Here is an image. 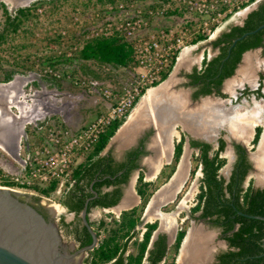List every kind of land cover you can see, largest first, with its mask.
Masks as SVG:
<instances>
[{"label": "trees", "instance_id": "obj_1", "mask_svg": "<svg viewBox=\"0 0 264 264\" xmlns=\"http://www.w3.org/2000/svg\"><path fill=\"white\" fill-rule=\"evenodd\" d=\"M45 0H32L28 4L19 5L13 9L7 7L6 3L0 1V13L3 15V23L0 26V43L6 40L10 32L17 31L24 23L35 16L32 7L43 4ZM101 3H116L119 0H96ZM151 5L157 1L152 0ZM254 0H246L240 7H245ZM237 8L225 13L220 17V22L228 19ZM176 14L175 11L167 13ZM264 22V0L250 10L242 24L231 23L228 29L220 32L211 40L212 47H218V52L210 57L204 52L201 66H194L187 73L188 83L196 86L192 91V97L197 98L201 94L210 93L215 88L220 94V85L226 76L234 72L237 63L240 61L243 52L258 45L263 46L264 52V26L260 29L246 34L237 40L228 53V47L232 39L242 32L252 29ZM214 24L213 26H217ZM206 33H197L191 43L207 38ZM132 49L124 37L117 31L101 33L87 39L80 47L78 58L80 65L90 67L110 65L114 68H127ZM178 54V53H177ZM176 58L162 72L161 78L154 84H158L171 71ZM89 70H91L89 68ZM93 71V70H91ZM14 70L4 72L0 80L8 81L13 77ZM95 76H99L94 71ZM48 81L57 84L54 75H44ZM143 94V93H142ZM141 94V95H142ZM258 94L264 96V92ZM140 95V96H141ZM140 96L136 97L132 108L139 102ZM126 116L113 120L106 130L99 136L88 158L84 162H78L72 168L71 183L64 190L60 202L65 204L68 210L75 212L76 217L72 221L61 219L62 224L67 228L79 242V245L90 243L92 236L86 225L83 223L80 212L87 197L96 195L88 200L87 212L91 208L100 205L108 207L115 204L122 195V184L125 183L131 172L139 167L140 156L146 153L143 137L137 145L125 150L121 159L107 151L102 153L110 137L114 134ZM42 124L43 121H40ZM39 123V124H40ZM261 131V126L255 127L253 143H256ZM190 144L199 148L198 160L201 176L199 177V191L196 195V202L191 206V212L199 211L201 216H208L213 225L219 226L225 234L229 244L234 248L223 251L219 254V261L214 264H264V219L251 217L238 212L264 215V186L255 187L253 177L245 179L250 171L251 162L245 154L242 144L235 143L237 158L234 162L228 178L220 173V168L226 161V157L220 155L225 146L222 137L218 139V146L211 149V142L203 139L190 137ZM184 135L174 142L173 159L179 160L183 149ZM174 168L172 169V171ZM152 181L144 178L142 169L138 170L136 178V191L144 203L147 202L149 189ZM1 184L14 185L12 181H2ZM41 194L49 195L56 188V181L45 187L37 186ZM144 206V205H143ZM138 206L123 209L119 216L112 219L113 226L107 235L100 239V230L97 229L98 244L88 251L87 264H175V257L178 253L180 243L185 234V228L177 230L173 243L174 253L171 259H167L166 235L159 232L153 239L151 246H148L151 234L157 226V221H144L141 214L137 212ZM90 224L102 225L103 220L90 219ZM71 225V227H70ZM142 225L141 237H138L137 228ZM132 243L136 248L135 252H128L127 248ZM163 262L161 263V261Z\"/></svg>", "mask_w": 264, "mask_h": 264}, {"label": "rangeland", "instance_id": "obj_2", "mask_svg": "<svg viewBox=\"0 0 264 264\" xmlns=\"http://www.w3.org/2000/svg\"><path fill=\"white\" fill-rule=\"evenodd\" d=\"M4 1L8 8L13 9L18 5L28 4L32 0ZM244 1L246 0H231L229 9L237 8L234 14H238L244 8L240 7ZM152 2V0H119L116 3H101L96 0H45L43 4L32 7L35 14L32 20L24 23L17 31L10 32L6 40L0 43V78H2L4 72L14 70L13 77L10 80H0V108L1 110L3 109V115H0V184L2 181H12L14 185L7 186L51 198L52 200L50 201L57 204L54 201L59 195L56 190L60 187L64 188L68 184V180H60V184L56 183L57 189H54L49 195L41 194L38 190L28 186H21L19 180L25 175L26 159H28L32 147L40 141L45 125L59 120L63 125H67L71 129H79L107 108L108 100L103 94L98 91L90 92L86 88H83L82 85L75 83L74 80L83 77L89 80H98L103 85L115 91L119 90L122 84L128 79L130 72L127 68H114L110 65L98 66L92 63L88 68L81 66L78 58L79 49L87 39L95 36L97 33H101L105 29L104 27L107 25V22L112 23L107 30L113 31L115 26L119 24L121 16L125 11L122 8H126L128 13L134 7H139L146 12L149 7L153 6L151 5ZM120 4H122V7ZM109 5H112V7ZM149 20L152 25L163 24L179 27L180 25L188 24L191 26L189 31H194L193 34L189 33L191 39L197 33H206L209 37L215 34L218 28V26H213L214 22H210L208 19L204 20L203 18L198 20L200 22L197 21L195 25L190 23L186 24L181 18L168 15L156 16L155 18L150 17ZM2 23L3 15L0 13V26ZM200 25H204L202 29ZM207 38L199 41L202 44L206 42L208 45H211ZM189 43L191 42L187 44L189 45ZM212 51L213 49L210 48L208 52L212 53ZM195 54L193 53V55ZM181 57H183V54ZM188 59L189 61L191 60L190 58ZM200 61L201 56H198L193 63H199ZM190 62L178 71L176 82L173 85L174 92L182 90L185 87L190 89L184 73L186 68L190 66ZM48 66L61 73L59 77L55 76L57 78V84L43 78L44 75H51V73L45 70ZM89 68L93 71L89 70ZM94 71L99 76H95ZM236 88L237 86L233 88L235 94ZM13 91L15 92V95H12L14 102L18 98L23 99L21 105H25L24 115H14L12 119L5 120L6 113L13 115V113L17 112L16 105L13 103L10 104L8 101L9 94H12ZM181 94L183 95L184 93L176 94V96ZM207 98L216 97L210 96ZM223 98L226 99L224 101L226 106L234 107L231 105H237L234 108L240 113L249 111L250 108L246 107L254 105L255 103V99L253 98H240L236 101H233L230 97ZM143 99L144 96H142L134 109ZM183 99L186 100L185 96ZM205 102L213 103V100L207 99L199 103L200 106ZM199 104H196V106ZM239 104L245 105V107H241ZM194 106L192 105L191 108ZM151 113L155 115V111ZM156 119L155 117V123ZM40 121H43V123L41 124ZM184 123L188 126L187 122ZM220 127H225L224 131L228 134V127L226 128V126L221 125L217 128L221 129ZM147 128L152 129V127ZM252 130H249L246 139L249 148L252 146L248 142L252 135ZM157 131L160 133L159 130ZM174 131L172 136V150L173 144L179 139L181 131H187V129L178 123ZM21 134L22 137L19 145L18 138ZM113 146L116 147L115 145ZM251 150L253 151L254 148ZM223 155L226 157V161L220 168V171L223 175L227 176L234 154L228 148L223 151ZM147 156L159 158L160 154L154 150L153 155H146L145 158ZM145 158L141 162L144 176L146 173L148 175L151 171L145 162ZM162 165L160 171L149 178L152 183L150 185L149 193H151L148 195V199L158 187L168 180L177 162H175L171 154L168 162H164ZM136 174L137 171L133 177H136ZM200 176L201 170L198 152L196 149H190L187 173L181 186H178L177 192L175 194L172 192L165 199H161L154 208L156 211L152 210L153 212L148 211L147 213H143L147 202H139L138 206L141 217L145 220L160 217L163 223L167 215H173L175 218L172 224L173 228L187 227L189 222L187 215L190 213L191 206L196 202ZM249 177H253L254 181H256V172L251 171L246 177L245 183H247ZM117 209L118 207H95L90 211V217L93 220L101 219L104 221L102 225H96L100 229V239L105 237L109 229L113 226L112 219L116 217ZM166 228L168 229V227ZM200 229L203 230L202 228ZM127 251L135 252L136 248L130 243ZM173 253L174 248L171 244L167 258L171 259ZM83 255L85 256L86 253Z\"/></svg>", "mask_w": 264, "mask_h": 264}, {"label": "built area", "instance_id": "obj_3", "mask_svg": "<svg viewBox=\"0 0 264 264\" xmlns=\"http://www.w3.org/2000/svg\"><path fill=\"white\" fill-rule=\"evenodd\" d=\"M156 1L157 4L149 7L146 12L134 7L128 13L126 8H122L125 10L123 17L121 16L119 24L113 31L124 37L132 52L127 66L130 75L119 90L114 91L98 80H89L85 77L74 80L90 92L98 91L103 94L108 100L107 108L79 129H71L59 120L45 125L40 141L32 147L26 159L25 175L19 180L21 186L45 187L53 181L60 184V180H68L70 184L73 166L87 160L107 126L113 120L128 115L136 97L155 85L172 59L174 57L177 59L180 50L191 42L189 33L193 34L194 31H189L191 26L187 23L195 25L203 18L217 24L220 17L229 9L231 2V0ZM120 6L122 7V4ZM170 11H175L176 14L168 15ZM165 15L181 18L187 25L172 27L150 23V17ZM111 25V22H107L101 33H111L112 31L107 30ZM200 26L202 29L204 25ZM45 70L54 76L61 75L49 66Z\"/></svg>", "mask_w": 264, "mask_h": 264}, {"label": "water", "instance_id": "obj_4", "mask_svg": "<svg viewBox=\"0 0 264 264\" xmlns=\"http://www.w3.org/2000/svg\"><path fill=\"white\" fill-rule=\"evenodd\" d=\"M260 1L261 0H254L250 4L246 5L242 9L241 19L237 23L242 24L247 13L253 8H255ZM263 26H264V22H262L261 24H259L258 26L252 29L246 30L241 34L235 36L228 47V53L230 52L231 47L235 44L237 40L241 39L248 33L260 29ZM254 48H261V46L258 45L256 47L248 48L243 52L240 61L237 63L234 69V72L223 79L222 87L224 89L226 82L231 77L235 76V74L238 72L240 66L242 65V62L244 61V57L246 53ZM183 66L184 65L179 66L178 59H176L169 74L160 82L164 81V83L167 82V84L172 83L171 88L173 89L174 84L172 79L175 76L177 77L178 71ZM182 90L184 91L185 98L190 104L198 103L203 98H207L210 96L220 98L216 94H212V93L204 94L197 98H192L190 95V89L188 87H185ZM126 119L120 124V126L116 129L114 134L110 137L106 146L104 147L105 149L112 142V140H115L116 137L119 135L118 133L120 132V128L124 125ZM159 122H160V126H159L160 128L155 123L153 124L151 120V122L138 126V131L135 133L136 134L139 132L141 133L145 128L152 127L153 136H155L156 131L161 129V125H163L161 124L162 121ZM178 123H180L181 126L187 129L191 134L195 136H199L203 139L208 138L203 134L192 132L180 118L174 119L169 125L170 127L173 126L175 128V126ZM262 131L263 129L261 130V133ZM261 133L259 135L254 150L250 152L251 159L253 162L252 171H254V173L256 172V175H257L258 166L253 156L258 150ZM189 150H190V145L186 141L174 171L172 172L168 180L152 193L151 197L148 199L145 205L143 213H147L146 211L152 198H154L162 188H164L166 185L170 184L174 180L175 173L179 170V168L181 167L180 165L182 163L183 174L180 181V186H181V184L185 179L188 169ZM139 169L140 167L137 168V171ZM146 175L144 176V178L149 179V176ZM263 181H264V176L260 177L257 175L256 184ZM128 184L131 186V179L129 180ZM176 188L177 187H175L173 190L174 194L177 192ZM93 191L94 194L86 198L83 208L81 210V219L88 228V230L90 231L92 240L90 243L81 245L74 252L68 253L67 247L65 245L60 244L61 235L58 231V227L55 224V222H52V218L54 216H59V217H63L66 220H69L73 217L72 211L65 210L61 208L59 205L55 204L54 202L45 199L37 194L24 192L14 187L0 184V264H71L73 259H76L78 262H80L82 255L84 253H87L89 250L93 249L98 244L97 231L94 229L92 224H90L88 220V212H87L88 200L96 195V191L94 189ZM122 197L123 196H121L120 199L110 207H118L120 205V202L122 201ZM157 205L158 202L156 206ZM238 212L247 216L264 219L263 214H253V213L244 212L242 210H238ZM193 229L194 228L191 226L185 232V235L179 247L177 258L180 255L181 248L188 234ZM157 232H158V228H156L153 231L150 237L149 245H151Z\"/></svg>", "mask_w": 264, "mask_h": 264}, {"label": "bare ground", "instance_id": "obj_5", "mask_svg": "<svg viewBox=\"0 0 264 264\" xmlns=\"http://www.w3.org/2000/svg\"><path fill=\"white\" fill-rule=\"evenodd\" d=\"M185 49L186 48H183L181 50V52L178 54L177 59H178V65L179 66L188 65L183 60L184 58L186 59V54H184ZM182 54H183V57H182L183 59H180ZM240 69L238 70V72L240 71ZM233 77H231V78H233ZM176 79H177L176 76L173 77V79H172L173 84L176 82ZM227 82H226V84H227ZM236 83H237V80H233L232 82H230L228 84V87H231V86L235 85ZM171 87H172V83L167 84V82L164 83V81H162L158 84H155L153 86H150L140 96L139 100L142 98V96H144V99L139 103V105L137 106V108L135 109V111L133 113H132V111H133L135 106L131 109V111L127 115V117H126L127 119L123 125V128H124L123 132H126V133L133 131L134 128H138V125H135V127H133L134 124H129V125L127 124L128 123V117L131 115V113H132V115L130 116V119L136 120L137 117L141 116L139 119L138 118L137 119L138 120H144L145 119L146 123L151 122V120H152V123L154 124L155 123V117H156L157 119H156L155 124L158 127L160 126L159 121H162L161 124H163V125H161V129H159L160 133L158 131H156L155 136L161 139V141L157 147L160 150V153H162V151H163V154H166L167 152H169L172 149V136L175 132L174 131L175 128L173 126L170 127L169 124L176 118H180L183 122H187L190 129H192L195 133L211 136L213 134V132L215 131V129H217L216 128L217 126L225 125V123L227 124V122H229L231 127L235 128V132L237 131L238 135H240L241 131L237 130L238 127H240L243 132L244 131L246 132V131H248L247 130L248 127L251 128V126H249V124L250 123H254V124L258 123V121L261 120L260 116L263 115V114L260 115V112L262 110H261L260 106H257L252 111L249 110L250 114L248 113V115H246V113L245 114L243 113V115L236 116V114H235V116L233 117V115H234L233 114L232 118H230V116L232 114L229 112L230 110L228 111L226 109L227 108L226 106L224 108L223 103H222L223 105L219 104L220 101L224 102V101H226V99H224V98H203L198 103L190 104L187 101V99L186 100L183 99V97L185 96L184 94H183L184 96L182 94L177 95V96H179L177 98L176 94L184 93L183 90H178L177 92L176 91L174 92V90ZM207 99H211V101H212V99H214L216 101L217 100L218 101L220 100V101H219V103L216 102V105H215V103L209 104V102H205V103H203L202 106H200L199 103L206 101ZM18 101H19L18 103H15L17 109L21 108L20 104H21V101H23V99L18 98ZM196 104H199L198 105L199 107L196 106ZM192 105H195V106L193 108H191ZM232 110H231V112H233ZM152 111L153 112L155 111V115H152V113H151ZM237 115H238V113H237ZM146 123L141 122V125H144ZM157 132H158V134H157ZM155 136H153L152 139H154ZM236 136H237V134H236ZM244 137H245V135H244ZM262 141H264V131L262 132L261 137H260V143L258 145V150L253 156V157H256L258 155V157H256L257 162L256 161L255 162H256L257 166L260 168V171H259V173L261 175L260 177L264 176V145H263V150L261 151ZM160 160L158 163H155V166H157L160 163ZM156 161H157V157H156ZM160 165H161V163L159 164V166ZM180 166L181 167L179 168V170L175 173L174 180L170 184H168L164 188H162L159 191V193L154 198H152L151 202L148 205L146 212L155 210L154 208L156 207L157 202H159L161 198L168 197V195L173 192L175 187H177L176 189L178 190V188H179L178 186H180V181H181L182 174H183L182 163ZM259 173L257 174L258 176H259ZM178 182H179V184H178ZM155 211H154V213H155ZM174 219L175 218L173 215H167L166 216V223L167 224H165L166 227L172 226V224L174 223ZM195 230L196 229H193L188 234V236H187V238H186V240H185V242L181 248V252H182V250L184 249V246L186 245L187 240L189 239L190 235L191 236L193 235L192 240L190 239L187 246L185 247V250L183 251L182 257H181V252H180V255L178 256V261L181 260L180 262L183 264H185V263L188 264L189 262H190V264H193V263L197 264V263L203 261L202 259H204V254H205L204 246L205 245L203 246L202 244H199L201 242V239L203 236H202L201 232H195ZM199 240H200V242H199Z\"/></svg>", "mask_w": 264, "mask_h": 264}, {"label": "flooded vegetation", "instance_id": "obj_6", "mask_svg": "<svg viewBox=\"0 0 264 264\" xmlns=\"http://www.w3.org/2000/svg\"><path fill=\"white\" fill-rule=\"evenodd\" d=\"M1 1V0H0ZM4 1V0H3ZM5 2V1H4ZM19 6V5H18ZM17 7V6H16ZM228 29V28H227ZM211 46H212V44H211ZM261 46V49H262V53L264 54V52H263V46L262 45H260ZM213 48H217V51L215 52V53H213L212 55H214V54H216L217 52H218V47H212V49ZM211 56V55H210ZM209 56V57H210ZM202 58H203V56H202ZM202 58H201V60H202ZM194 66H196V67H200L201 66V61L199 62V63H193V64H191L188 68H186V71L184 72L185 73V79H186V82H187V85H189V87H190V95H191V97H192V91L193 90H195V88H196V86H192L191 84H189L188 83V81H189V78H188V76H187V73L188 72H190L192 69H193V67ZM234 86V85H233ZM232 87V86H231ZM258 90H259V92H264V70H262V69H258V70H256V75L255 76H253V80L251 81V82H248V81H245L244 83H243V85L242 86H240V87H237L236 88V94L235 95H230V92L228 91V90H226V89H224L223 87H222V83H221V85H220V92L221 93H223V94H220L215 88H213V90L210 92V93H212V94H216L217 96H220V97H230L233 101H236L237 99H240V98H244V99H250V98H253V99H255L254 101H258V102H260V103H262V105L264 106V96L263 95H260V94H258ZM210 93H206V94H210ZM201 95H204V94H201ZM200 95V96H201ZM199 97V96H198ZM193 98V97H192ZM211 100V99H210ZM212 100H214V99H212ZM220 101V100H219ZM219 101L217 100H215V102L213 101V104L215 103V105H216V102L217 103H219ZM224 105H223V104ZM210 104V103H209ZM219 104H222L223 105V107L225 108V106H226V103L225 102H223V101H220V103ZM256 105V104H255ZM253 106V105H251V106H249L250 107V110L252 111L255 107H257V106H260V108H261V112H260V115L261 114H263V115H261L260 116V118H261V120H259L258 121V123H256V124H254V123H250L249 124V126H251V127H253V130H252V135L250 136V138H249V140H248V142H250L251 143V148H249L248 147V144L246 143V139H247V137H248V134H249V130L251 129L250 127H248L247 128V130L248 131H242V129L240 128V127H238V131H241V134L240 135H238V132L236 131L235 132V128H233V127H231V125L229 124V122H227V124L225 123V125L224 126H226V128L228 129V134H226V132L224 131V128L223 127H220L221 129H218L217 127V129H215V131L217 130V132L215 133V131L213 132V134L210 136V135H205V136H207L208 138L207 139H203V138H201V137H199V136H195V135H193V134H191L188 130L187 131H181V133H180V137H181V135H182V133H183V135H184V141H183V146H184V144H185V142L187 141L188 143H189V145H190V149H196L197 150V152L199 153V148L197 147V146H193V145H191L190 144V140H189V138L190 137H193V138H198V139H203V140H207V141H209V142H211V144H212V146H211V149H214V148H216L217 146H218V139H219V137H222V138H224V140H225V146H224V148H223V150L221 151V154L220 155H222V156H224L223 155V151H225L226 149H228V148H230L231 149V151L233 152V154H234V158H233V160H232V163H231V166H230V170H229V173H228V175L227 176H225V175H223V173H221V171H220V173L223 175V176H225L226 178H228V176H229V174L231 173V170H232V168H233V165H234V162H235V160H236V158H237V150H236V146H235V143H240V144H242L243 145V147H244V150H245V154L247 155V157H248V159L250 160V162H251V168H250V171H249V173L252 171V168H253V162H252V159H251V154H250V152L252 151L251 149H253V148H255V145H256V143H253L252 142V139H253V136H254V132H255V127L257 126V125H260L261 126V130L263 129V131H264V108H263V106L262 105H260V104H257L256 106ZM245 106V105H244ZM253 106V107H252ZM204 107V106H203ZM227 108V110L230 112V113H232L231 114V116H230V118H232V115H233V117L235 116V114H236V116H240V115H243V113H240V112H237V111H235V108L234 107H228V106H226ZM252 107V108H251ZM233 110H232V109ZM231 110L233 111V112H231ZM263 112V113H262ZM237 113H238V115H237ZM246 113V115H248V113L250 114V111H246L245 112ZM244 113V114H245ZM231 120V119H230ZM252 124V125H251ZM219 126H221V125H219ZM189 129H190V127L189 126H187ZM231 128V129H230ZM250 128V129H249ZM240 129V130H239ZM192 132H194L192 129H190ZM262 131V132H263ZM248 132V133H247ZM195 133V132H194ZM260 133H261V131H260ZM236 134H237V136H236ZM262 134V133H261ZM204 135V134H203ZM244 135H245V137H244ZM144 136V138H143V144H144V148L147 150V152L146 153H143L141 156H140V159H139V161H140V165H139V167H140V169H142V167H141V162L143 161V159L145 158V156L146 155H153V153H154V148L153 147H151V140H152V138H153V129H151V128H146L145 130H143L141 133H139V135L137 136V139H136V142L134 143V144H131L130 146H128L127 148H124V149H122L121 150V153H119L120 155H122L123 156V154H124V152H125V150L126 149H128V148H130V147H132V146H135V145H137L138 144V142H139V140H140V138L141 137H143ZM180 137H179V139H180ZM178 140V139H177ZM263 145H264V141H262V148H261V151L263 150ZM173 147H174V144H173ZM183 150V149H182ZM172 157H173V150H172ZM225 157V156H224ZM256 157H258V155L256 156ZM256 157H254V159H255V161L257 162V160H256ZM138 168V167H137ZM137 168L136 169H134L132 172H131V174H130V176H129V178H128V180L125 182V183H123L124 185H128V182H129V180L131 179V177L134 175V173L137 171ZM259 171H260V168L258 167V173H259ZM137 173H138V171H137ZM248 173V174H249ZM260 174V173H259ZM248 176V175H247ZM260 176V175H259ZM136 178H137V175H136ZM254 185H255V187H263L264 186V181L263 182H259L258 184H256V181H254ZM38 195V194H37ZM39 196H41V197H43V198H45V199H48V200H52L51 198H48V197H45V196H42V195H39ZM59 206L61 207V208H63V209H65V210H68V208H67V206L65 205V204H62V203H59ZM70 211H72V210H70ZM72 213H73V217L71 218V219H69V220H66V219H64L63 217H59V216H54L53 218H52V222H55V224L57 225V227H58V231H59V233H60V235H61V237H60V244L61 245H65L66 247H67V249H68V253H72V252H74L78 247H80L81 245H79V242L74 238V236L71 234V233H68L67 232V228L62 224V222H61V219L63 218L64 220H66V221H72V220H74L75 219V217H76V214H75V212L74 211H72ZM80 214V216H81V212L79 213ZM88 216H89V212H88ZM187 217H188V225H187V227H185V232L188 230V228H190L191 226L194 228V229H196L195 230V232H201L202 233V239H201V242H200V240H199V244H202L203 246H204V252H205V254H204V259H203V262L201 263V262H199V263H197V264H214V263H217L218 261H219V254L220 253H222L223 251H225V250H228V249H232V248H234L233 246H231L230 244H229V242H228V240H227V238L225 237V234L222 232V230H221V228L219 227V226H216V225H213L212 224V222L209 220V218H208V216H201L200 215V213H199V211H195V212H191V208H190V213L187 215ZM154 220H156L157 221V226H156V228H158V232H157V234H156V236H155V238L157 237V235H158V233L159 232H163V233H165V235H166V243H167V253H168V250H169V246L172 244L173 245V243H174V240H175V237H176V233H177V230L179 229V228H181V227H177V228H173V225L172 226H167L168 227V229L167 228H164L163 227V224H162V221H161V218L160 217H157V218H154V219H151L150 221H154ZM144 221H149V220H145L144 219ZM164 223V222H163ZM70 227H71V225H70ZM155 228V229H156ZM200 228H202L203 230H201ZM154 229V230H155ZM153 230V231H154ZM194 232V233H195ZM153 233V232H152ZM152 235V234H151ZM185 235V234H184ZM193 236V235H192ZM192 236L190 235V237H189V239L187 240V243H186V245L184 246V249L182 250V254H183V251L185 250V247L187 246V244H188V242H189V240L191 239L192 240ZM184 237V236H183ZM154 238V239H155ZM183 239V238H182ZM204 241V242H203ZM153 242V241H152ZM203 242V243H202ZM152 244V243H151ZM181 244V243H180ZM263 245H264V237H263ZM148 246H151V245H149L148 244ZM180 247V246H179ZM206 247V248H205ZM178 252H179V250H178ZM178 254V253H177ZM182 254H181V257H182ZM87 255H88V252L86 253V255L84 256V255H82V257H81V259H80V262H78L76 259H73V261H72V263L71 264H87ZM165 257H167V254H166V256ZM178 258H177V255H176V257H175V264H183V263H181L180 261L181 260H177ZM181 259V258H180ZM163 262V260L161 261V263ZM192 263V262H191ZM185 264H187V263H185ZM188 264H190V262L188 263ZM193 264H195V263H193Z\"/></svg>", "mask_w": 264, "mask_h": 264}, {"label": "crops", "instance_id": "obj_7", "mask_svg": "<svg viewBox=\"0 0 264 264\" xmlns=\"http://www.w3.org/2000/svg\"><path fill=\"white\" fill-rule=\"evenodd\" d=\"M231 10L230 9H228V10H226V13L227 12H230ZM241 12L242 11H240V12H238V14H234L235 13V11L233 12V14H231V16L228 18V19H226V20H224L223 22H217V26H218V28H217V30H216V33L214 34V36L212 35V36H210V37H208L207 38V40L209 41V43L211 44V40L213 39V38H215L218 34H220V32L221 31H223V30H225V29H227L228 28V26H229V24H231V23H237L240 19H241ZM203 40V39H202ZM183 48H186L185 50H184V54H186V57H188V58H190L191 60H192V62H190L189 61V59L187 58V59H183L182 57H181V59H183L184 60V62L186 63V64H188V62H190V65L191 64H193V62L195 61V59H197L198 58V56H201V58H202V56L204 55V52L206 51V53H207V56L209 57L210 55H212L213 53H215L216 51H217V48L215 49V48H213V51H212V53H210V52H208L209 51V49L210 48H212V46L211 45H208L206 42L204 43V44H202L201 43V41H197V42H193V43H189V45L188 44H186ZM182 48V49H183ZM181 49V50H182ZM181 50H180V52H181ZM199 51V52H198ZM179 52V53H180ZM193 53H196L195 55H193ZM188 62H187V61ZM241 68V69H240ZM240 71L239 72H237L236 73V75L233 77V78H231L228 82H227V84L225 85V89L226 90H228V91H230L231 93H232V95L233 94H235V92L233 91V88L235 87V86H237V87H240V86H242L243 85V83L245 82V81H248V82H251L252 80H253V76H255L256 75V70H258V69H262V70H264V54L262 53V49L261 48H254V49H252V50H250V51H248L247 53H246V55H245V57H244V61L242 62V65L240 66ZM249 74V75H248ZM233 80H237V83L234 85V86H232V87H228V84L230 83V82H232ZM20 94V93H19ZM12 95H15V92L13 91V93L12 94H9V99H8V101L10 102V104L11 103H13V104H15V103H18L19 101H18V99L17 100H15V102H14V100H13V97H12ZM20 96V95H19ZM255 103H254V105L256 104H260V105H262V103H260V102H258V101H254ZM21 105V104H20ZM241 107H245L244 105H241V104H239ZM253 105V106H254ZM255 105V106H256ZM231 106H237V105H231ZM252 106V107H253ZM263 106V105H262ZM25 106L24 105H21V108H19V109H17V112H15V113H13V115H8L7 113H6V118H4L5 120H9V119H12L13 117H14V115L15 116H21L23 113H24V110H25V108H24ZM251 107V108H252ZM137 108V107H136ZM135 108V109H136ZM246 108H250V107H246ZM263 108H264V106H263ZM135 109L133 110V112L135 111ZM132 112V113H133ZM132 113H131V115H132ZM0 115H3V109L1 110V108H0ZM24 115V114H23ZM130 115V116H131ZM13 116V117H12ZM130 116L128 117V125L129 124H134L133 125V127H135V125H141V122L142 123H146V120L144 119V120H138L140 117H137L136 118V120L134 119V120H132V119H130ZM146 117V116H145ZM144 117V118H145ZM135 122V123H134ZM252 128L253 127H251V130H252ZM123 130H124V128H123V126L120 128V132L118 133L119 135L116 137V139L115 140H112V142L106 147V149L104 148L103 150H102V153H105V152H107V151H110L113 155H114V157L116 158V159H121L123 156L122 155H120L119 153H121V150L122 149H124V148H127L128 146H130L131 144H134L135 142H136V139H137V135H139V133H135V132H137L138 131V128H134V130L133 131H131V132H128V133H126V132H123ZM21 137H22V134L19 136V138H18V143L20 142V139H21ZM160 141H161V139L160 138H158V137H156L155 136V138L152 140V142H151V147H153L154 148V150L156 151V152H159L160 153V150L158 149V145H159V143H160ZM19 145H20V143H19ZM113 145H115L116 147H114ZM172 150V149H171ZM169 151V152H167L166 154H163V151H162V153H160V157L159 158H157V161H156V158L154 157V156H147L146 158H145V162L147 163V165H148V167H149V169L151 170V173L149 174V178H151V176H153V175H156L159 171H160V169H161V167L163 166L162 164L165 162H168V159L170 158V156H171V154H172V151ZM165 153V152H164ZM169 156H168V155ZM165 155V156H164ZM169 157V158H168ZM152 158V159H151ZM149 159V160H148ZM161 159V160H160ZM159 160H160V163H161V165L159 166V164L157 165V166H155V163H158L159 162ZM84 162V161H83ZM149 163V164H148ZM151 166V167H150ZM153 168V169H152ZM155 169V170H154ZM157 171V172H156ZM135 184H136V177H131V186L128 184V185H124V184H122V195L121 196H123L122 197V201L120 202V205L118 206V209H117V213H116V218L119 216V214H120V212L123 210V209H127V208H130V207H132V206H138V203L139 202H141L142 201V199H141V197H140V195L137 193V191H136V187H135ZM67 188V186H65L64 188L63 187H60L59 189H57L56 191H58L57 193L59 194L58 195V197H57V199H54V201H56V203H57V205H59V203H61L60 202V198H61V196H62V194H63V192H64V190ZM170 195V194H169ZM168 195V196H169ZM96 208H106V207H103V206H100V205H97V206H95ZM95 207H93V208H95ZM108 207H110V206H108ZM93 208H91V210L93 209ZM90 210V211H91ZM90 211H89V218L90 219H92L91 217H90ZM137 212L139 213V206H138V208H137ZM165 217V216H164ZM95 221H97L96 219H94ZM99 220V219H98ZM149 220V219H148ZM150 221V220H149ZM162 221V220H161ZM165 224H167L166 223V220H165V222H164ZM163 224V223H162ZM97 224L95 223V224H93L92 226L94 227V229L95 230H97L98 228H97V226H96ZM141 226L142 225H138L137 226V228H140V230L138 231V237L140 238L141 237V234H142V231H143V227L141 228ZM163 227L164 228H166L165 227V225H163ZM100 230V229H99ZM100 236V235H99ZM126 253H128V251H126ZM181 254H182V252H181ZM192 256V255H191ZM168 259V258H167ZM203 260V259H202ZM203 261H201V263H202Z\"/></svg>", "mask_w": 264, "mask_h": 264}]
</instances>
